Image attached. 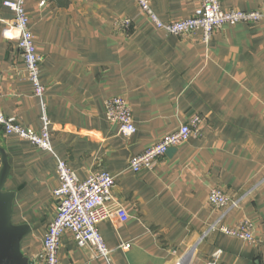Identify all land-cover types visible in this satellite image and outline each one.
I'll return each mask as SVG.
<instances>
[{"label": "crops", "instance_id": "crops-1", "mask_svg": "<svg viewBox=\"0 0 264 264\" xmlns=\"http://www.w3.org/2000/svg\"><path fill=\"white\" fill-rule=\"evenodd\" d=\"M149 1L163 22L187 18L198 6ZM24 6L42 56L54 151L80 180L101 171L115 177L121 212L98 224L113 264H208L218 250L215 264H264V18L226 24L204 42L200 31L183 37L158 29L136 0H24ZM221 6L264 12V0H221ZM0 17V112L40 132V100L17 40L5 33L14 13L2 7ZM115 96L132 108L131 137L107 118L105 102ZM194 115L199 130L187 142L153 170L130 169L133 157ZM0 147L10 164L4 190L15 192L12 221L31 226L22 251L34 259L57 213L56 160L2 127ZM213 188L240 199L224 223L250 221L255 242L210 229L222 214L209 202ZM59 264L108 263L65 231Z\"/></svg>", "mask_w": 264, "mask_h": 264}, {"label": "built area", "instance_id": "built-area-1", "mask_svg": "<svg viewBox=\"0 0 264 264\" xmlns=\"http://www.w3.org/2000/svg\"><path fill=\"white\" fill-rule=\"evenodd\" d=\"M136 1L158 29L169 35L183 37L200 31L204 42H209L214 32L226 24L257 23L264 18V12L261 10H225L221 6V0H197L198 6L191 16L163 22L151 8L149 0ZM2 7L9 8L14 13V18L5 28V33L9 38L17 40L27 78L32 83L34 95L40 100L42 106L43 125L41 131L36 132L22 126L16 117L6 116L0 112V127L7 135H17L42 150L50 152L56 160V173L59 180L53 192L57 202V213L49 224L41 251L36 258L31 259L32 264H59L61 236L65 231L72 233L80 247H90L96 258H104L108 264H113L111 258L113 250L107 246L98 229V224L104 220L116 221L121 212V206L113 194L115 177L107 171H101L80 180L68 163L54 151L50 136L51 122L44 101L46 89L40 78L42 56L36 49L24 0H0V10ZM3 21L0 17V22ZM119 25L121 29L127 31L130 22L123 20ZM105 107L108 120L119 126L122 135L131 137L136 132L132 108L125 98L121 96L109 98L105 102ZM200 122L201 118L198 115L192 116L188 123L166 134L143 153L133 157L130 160V169L134 172L155 169L171 148L187 142L193 134L198 132ZM208 199L214 208L222 210L221 216L211 225V230H220L247 243L256 241L250 221L243 220L235 226L224 223L227 214L239 206L240 199H233L219 188H213ZM124 246L128 247V244ZM221 252V250L216 251L212 256L213 260L208 264H215Z\"/></svg>", "mask_w": 264, "mask_h": 264}, {"label": "water", "instance_id": "water-1", "mask_svg": "<svg viewBox=\"0 0 264 264\" xmlns=\"http://www.w3.org/2000/svg\"><path fill=\"white\" fill-rule=\"evenodd\" d=\"M0 153V264H32L33 261L22 251V242L31 226L27 223L15 224L12 221L15 192L4 190L10 164L6 150L0 147Z\"/></svg>", "mask_w": 264, "mask_h": 264}, {"label": "rangeland", "instance_id": "rangeland-1", "mask_svg": "<svg viewBox=\"0 0 264 264\" xmlns=\"http://www.w3.org/2000/svg\"><path fill=\"white\" fill-rule=\"evenodd\" d=\"M129 21V20H128Z\"/></svg>", "mask_w": 264, "mask_h": 264}]
</instances>
